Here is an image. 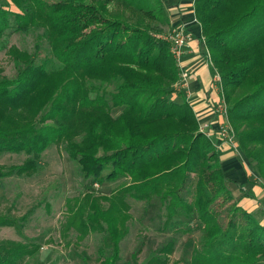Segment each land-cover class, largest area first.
<instances>
[{
	"label": "trees",
	"instance_id": "16d2710c",
	"mask_svg": "<svg viewBox=\"0 0 264 264\" xmlns=\"http://www.w3.org/2000/svg\"><path fill=\"white\" fill-rule=\"evenodd\" d=\"M193 10L239 148L264 179V0H193ZM169 25L162 0H0V41L8 30L40 31L48 46L44 53L36 42L30 53L12 45L16 75L0 68V155L26 154L0 165V179L31 176L51 145L86 180L101 183L104 172L108 181L122 179L107 195L67 203L64 230L104 234L112 252L101 264L119 259L130 199L156 203L165 229L192 221L180 229L201 235L187 264H264V209L256 216L233 201L213 140L198 131L188 101L171 97L180 70L161 37ZM227 201L223 223L217 206ZM32 211L0 214V226L20 232ZM38 248L0 239V264H29ZM172 251L164 244L144 264H168Z\"/></svg>",
	"mask_w": 264,
	"mask_h": 264
},
{
	"label": "rangeland",
	"instance_id": "374dc122",
	"mask_svg": "<svg viewBox=\"0 0 264 264\" xmlns=\"http://www.w3.org/2000/svg\"><path fill=\"white\" fill-rule=\"evenodd\" d=\"M39 32L19 33L10 30L6 32L0 41L2 75L10 78L17 73L18 69L7 53V49L12 45L34 53L35 43L38 42L42 51L47 53L48 46L45 39L37 37ZM162 33V35L169 33L167 26H164ZM204 53L210 60L214 76L217 74L219 77L220 80L216 83L222 89L220 74L213 65L210 51L206 46ZM176 84L174 92L178 87ZM111 112L115 115L119 110L112 108ZM229 124L231 125L230 121ZM233 132L236 147L232 148L236 149L234 159L236 166H223V170L225 176L233 180L227 185L233 194V201L238 200L239 203L242 193L235 183L244 184L249 190H253V186L259 187L264 195V179L258 175L254 163L242 153L234 129ZM25 158V153H3L0 155V165L20 164ZM105 175L106 172L103 173L104 179L101 183L84 179L78 165L67 156L66 152L59 146L51 145L38 158L37 170L31 176L0 179V214H9L18 219L26 211L33 209L22 223L20 232L13 227L0 226V239L38 244L39 248L28 260L29 264H101L112 252L105 248L104 234L90 232L85 237L79 238L74 229L64 230V222L68 214L69 199L81 198L88 192L107 195L122 181V179L108 181ZM261 197L260 204L264 205V196ZM129 201L132 218L128 222L126 236L119 243V259L115 264H144L153 252L164 244L173 245V251L168 256V264H187L201 235L196 228H192L189 232L180 229L189 227L192 221L175 220L172 226L165 229L162 225V210L156 203L146 204L132 199ZM102 202L107 204L105 201ZM230 202L217 206L223 223L227 221L225 209ZM262 209L255 211V215L262 216Z\"/></svg>",
	"mask_w": 264,
	"mask_h": 264
},
{
	"label": "crops",
	"instance_id": "0c3cea01",
	"mask_svg": "<svg viewBox=\"0 0 264 264\" xmlns=\"http://www.w3.org/2000/svg\"><path fill=\"white\" fill-rule=\"evenodd\" d=\"M162 2L170 21L168 30L184 26L188 34L187 46L179 66L180 71L187 73L186 83L183 87H177L173 98H184L192 106L198 119V127L201 126L206 135L213 140L221 155L222 167L234 165L236 149L223 142L218 134L219 126L224 122V115L219 110L222 95L204 53L205 44L194 16L193 0H162ZM240 185L255 195L254 198L242 196L239 200L242 208L253 212L262 209L264 205L260 204V198L264 195L260 188L253 186V190H249L244 184Z\"/></svg>",
	"mask_w": 264,
	"mask_h": 264
},
{
	"label": "built area",
	"instance_id": "2783aa9c",
	"mask_svg": "<svg viewBox=\"0 0 264 264\" xmlns=\"http://www.w3.org/2000/svg\"><path fill=\"white\" fill-rule=\"evenodd\" d=\"M161 37L166 39L170 43V52H171V54H172V56H173V58L177 64V66L179 67L181 57L185 51V48H186L187 42H188V34L185 31L184 26H179L177 28H174L171 31H169V33H167L166 35H162ZM207 62L210 65L209 58H208ZM186 78H187V73L185 71H183V72L179 71V80H178L176 85L178 87H183L184 84L186 83ZM214 80H215V82L220 80L219 77L217 76V74L214 76ZM219 91L222 95V103L219 106V110L224 115V122H222L220 124L218 134H219L220 139H222L223 142H226L231 147H236L234 145L235 135H234L233 129H232V127L228 121L227 106H226V103H225V100H224V97L222 94V89L219 88ZM199 131L206 135V133L204 132V130L201 126L199 127Z\"/></svg>",
	"mask_w": 264,
	"mask_h": 264
}]
</instances>
